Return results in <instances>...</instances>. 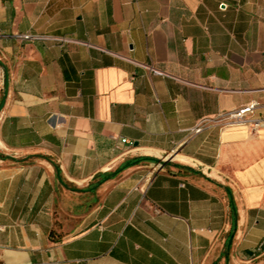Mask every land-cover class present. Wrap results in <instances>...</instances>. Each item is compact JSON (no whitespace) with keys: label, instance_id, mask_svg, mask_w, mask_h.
Returning <instances> with one entry per match:
<instances>
[{"label":"crops","instance_id":"crops-1","mask_svg":"<svg viewBox=\"0 0 264 264\" xmlns=\"http://www.w3.org/2000/svg\"><path fill=\"white\" fill-rule=\"evenodd\" d=\"M3 100L0 264H264V124L195 131L264 120V0H0Z\"/></svg>","mask_w":264,"mask_h":264},{"label":"built area","instance_id":"built-area-1","mask_svg":"<svg viewBox=\"0 0 264 264\" xmlns=\"http://www.w3.org/2000/svg\"><path fill=\"white\" fill-rule=\"evenodd\" d=\"M153 72L156 75L161 74L157 71H153ZM257 107H258L257 102H250L239 109H235L227 113H222L215 119H207L202 121L195 129V131H200L202 127L206 126L207 124L214 123L222 127L244 126L247 128L250 134H255L264 124L263 119L254 117ZM120 142L122 144H127L128 146H132V143L127 141L126 139H121ZM161 170H162V163L161 162L156 163L152 167L150 173L145 178L146 184L150 183L152 176Z\"/></svg>","mask_w":264,"mask_h":264},{"label":"water","instance_id":"water-1","mask_svg":"<svg viewBox=\"0 0 264 264\" xmlns=\"http://www.w3.org/2000/svg\"><path fill=\"white\" fill-rule=\"evenodd\" d=\"M3 104H4V100L2 101L1 105H0V110L2 109L3 107Z\"/></svg>","mask_w":264,"mask_h":264}]
</instances>
